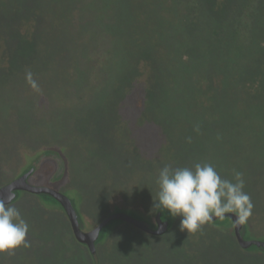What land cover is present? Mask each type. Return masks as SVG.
<instances>
[{
	"label": "trees",
	"instance_id": "trees-1",
	"mask_svg": "<svg viewBox=\"0 0 264 264\" xmlns=\"http://www.w3.org/2000/svg\"><path fill=\"white\" fill-rule=\"evenodd\" d=\"M20 1L0 0V13L33 7L38 20L47 5ZM63 1L55 0V22L62 33L67 24L75 29L65 53L72 59L59 62L60 48L50 46L49 69L38 63L44 33L33 28L28 45L36 64L29 71L39 91L27 83L29 71L0 81V179L11 175L4 168L13 176L17 164L59 151L67 183L71 158L87 159L90 141L105 142L118 163L108 160L118 181L108 191L115 209L149 219L159 170L200 156L225 176L242 172L244 190L264 206V0ZM66 4L74 11L65 15ZM41 210L38 230L56 235L50 224L66 217L62 206ZM121 222L100 247L101 264H264V253L241 249L223 226L209 223L188 234L177 217L168 234L142 236ZM93 262L84 257V264Z\"/></svg>",
	"mask_w": 264,
	"mask_h": 264
},
{
	"label": "rangeland",
	"instance_id": "rangeland-1",
	"mask_svg": "<svg viewBox=\"0 0 264 264\" xmlns=\"http://www.w3.org/2000/svg\"><path fill=\"white\" fill-rule=\"evenodd\" d=\"M23 2L25 3L26 1L23 0ZM44 2L47 5L45 4L46 7L43 6L44 12L42 13V17H39L38 20H36L31 14L33 7L29 9L28 6H26L28 10L24 11L23 14L14 8L11 17L5 16L3 12L0 13L1 82H5L8 79L16 81L21 75L29 71V69L36 64L33 53L29 49L28 45V37L32 36L33 28L36 29L35 32L39 31L44 33V38L39 39L38 37V45L39 47H42V49L37 52L38 56H40L38 63L48 67L49 69V66L52 64L53 57L52 48L49 50L50 46L57 50L60 48L61 54L59 62L63 63L65 62V59L67 61L72 59L66 58L65 53L68 50L67 45L70 42V32L75 29L74 27L70 28L67 24L66 27H64V33L60 32L61 28L58 29L59 24L57 23L56 25L55 22V17H57V8L54 4L55 0H44ZM63 3H66V1L64 0ZM20 4H22L20 0H15L14 6H20ZM72 4H74V2H72ZM46 8H50L51 11L46 10ZM68 10L69 13L74 11L73 7L69 8V5L66 4L62 14L66 15ZM45 11H48V13ZM69 28L71 30H69ZM99 88V86L95 85L92 90H88L89 95L92 96V91H97ZM107 96L108 91L104 97ZM103 123L101 122V124L99 123L97 126L108 125L106 122ZM136 123L137 122H135V124ZM102 144L103 145L98 142L93 144V141H90L89 146L93 147L92 152L88 153V156L86 155L87 159H84V157H78L76 159L75 157L71 158L75 170L68 178L67 183L63 184L67 169L65 156L59 151H48L39 155L26 166H20L17 164L16 172L13 176H11L12 173L4 168V173L11 175H5V177L0 179V186L22 175L29 168L34 167L35 170L30 176L29 182L34 185L50 186L65 193L71 199L73 206L78 213L81 228L84 231H89L109 214L115 211L123 212V210L117 208L115 209L114 206L111 205L112 201L110 202V195L108 192L111 189L109 187H116L114 184L118 183V181L111 176V173H109L111 166L117 167L118 163L117 161H113L110 156L107 155L108 146H106V143L104 142ZM2 153L4 152L2 151ZM108 160L111 166L108 164ZM197 162L210 163L208 160L205 161L201 159L200 156V158H194L193 161H190L186 167H192ZM50 165H54V167L51 168ZM218 166L219 165L216 166L217 169L219 168ZM218 173L222 178L230 180L233 178V176H229L228 174L225 176L224 171H220ZM62 184L64 186H62ZM112 190H114V188ZM246 190L247 192L245 190L244 191L251 197L252 191L249 189ZM251 201L254 207L250 217L243 223L242 235L245 239L264 240V206L255 202L254 196L251 197ZM10 204L19 209L23 219L27 221L30 227L28 234H31L32 237L29 240L31 244L29 248L20 247L19 250H17V254L12 255L13 257L11 255L6 256L5 254H2L6 256L4 260L6 264H37V262H32L31 258L37 259L40 264H84V257L88 260V262L93 258V264H101V258L99 256L101 245L104 244L116 228L122 224V222L118 220L112 221L108 224L96 241V252L92 253L86 244L81 243L76 239L63 207L62 209L65 212L66 217L62 214V218L65 222L67 220L69 226L67 224L63 226V224H65L63 220V223L62 221H59L58 223L51 222V228H57L55 230L56 235L52 234V230H44L45 232L38 230L41 226L38 222H42L37 217H41V207L45 206L54 209L60 208L61 204L53 197L45 194H32L29 192L26 193L25 191H18L16 198ZM156 211L149 219L134 211H131L130 215L146 222L150 227L156 228ZM163 217L164 220L169 222L168 231L165 233L168 234L175 226L177 217H171L166 211L163 212ZM211 223L215 226H223L234 234L233 222L229 218L217 220ZM69 229H71V232H69ZM139 230H137V232H140ZM141 231L143 234L142 236H146V234L151 235L143 230ZM240 248L243 249L241 246ZM243 250L253 254L264 253V250L258 248L257 246H251L248 249ZM89 255H91L92 258Z\"/></svg>",
	"mask_w": 264,
	"mask_h": 264
},
{
	"label": "clouds",
	"instance_id": "clouds-1",
	"mask_svg": "<svg viewBox=\"0 0 264 264\" xmlns=\"http://www.w3.org/2000/svg\"><path fill=\"white\" fill-rule=\"evenodd\" d=\"M26 81L39 91L32 73ZM190 139V138H189ZM234 181V182H233ZM158 192L154 208L173 218H180V231L188 234L201 231L214 219L224 220L234 213L235 221L244 223L252 214L251 197L244 191L243 173L233 170V179L222 178L211 163H195L192 167L165 165L156 178ZM0 199V254H14L19 247L29 248V225L19 209Z\"/></svg>",
	"mask_w": 264,
	"mask_h": 264
},
{
	"label": "water",
	"instance_id": "water-1",
	"mask_svg": "<svg viewBox=\"0 0 264 264\" xmlns=\"http://www.w3.org/2000/svg\"><path fill=\"white\" fill-rule=\"evenodd\" d=\"M34 170V167H31L22 175L0 186V199L6 200V203L7 201L12 203L16 198L18 191H25L32 194H45L53 197L64 208L76 239L79 242L86 244L92 253L96 252V241L98 240L101 232L108 224L115 220H121L123 222L129 223L143 230L144 232L155 236L164 235L168 231L169 222L164 220L163 212L159 210L156 211L155 215L156 228L150 227L146 222H143L128 213L113 212L105 217L101 222H99L93 229L84 231L80 226L78 213L74 208L71 199L65 193L50 186L34 185L29 182V178L34 173ZM225 218L232 220L234 235L238 244L243 249H248L251 246H257L258 248L264 250V240L245 239L243 237V223L238 224L235 221L236 217L234 213L225 214ZM217 220L219 219H214L213 222Z\"/></svg>",
	"mask_w": 264,
	"mask_h": 264
},
{
	"label": "flooded vegetation",
	"instance_id": "flooded-vegetation-1",
	"mask_svg": "<svg viewBox=\"0 0 264 264\" xmlns=\"http://www.w3.org/2000/svg\"><path fill=\"white\" fill-rule=\"evenodd\" d=\"M50 166H51V168L54 167V165H50Z\"/></svg>",
	"mask_w": 264,
	"mask_h": 264
}]
</instances>
